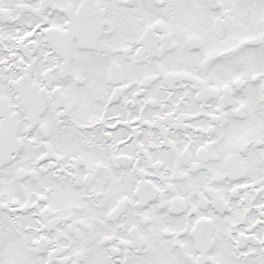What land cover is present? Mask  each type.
I'll list each match as a JSON object with an SVG mask.
<instances>
[{"label":"snow or ice","instance_id":"snow-or-ice-1","mask_svg":"<svg viewBox=\"0 0 264 264\" xmlns=\"http://www.w3.org/2000/svg\"><path fill=\"white\" fill-rule=\"evenodd\" d=\"M0 264H264V0H0Z\"/></svg>","mask_w":264,"mask_h":264}]
</instances>
